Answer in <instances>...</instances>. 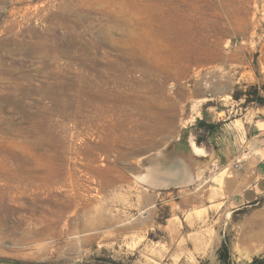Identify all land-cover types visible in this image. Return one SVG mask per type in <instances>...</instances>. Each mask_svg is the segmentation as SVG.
Segmentation results:
<instances>
[{
  "label": "rangeland",
  "instance_id": "1",
  "mask_svg": "<svg viewBox=\"0 0 264 264\" xmlns=\"http://www.w3.org/2000/svg\"><path fill=\"white\" fill-rule=\"evenodd\" d=\"M89 1L91 5L80 3V11L71 15L78 19L76 13L87 12L102 17L99 2ZM122 1L134 7V23L145 46L114 43L98 18L91 28L87 22L62 25L56 17L68 14L63 8L67 0H0V62L23 58L30 70L38 57L16 54L17 43L47 36L51 46L67 49L62 60L73 67L87 66L93 58L96 68L104 70L98 82L108 96L100 125L68 130L61 123L42 125L49 133L36 161L43 174L51 172L52 182L40 186L37 181L15 190L0 186V263L144 264L145 238L129 233L128 222L133 225L147 217L145 193H164L154 177L165 179L176 172L165 162L155 169L148 160L167 156L168 151L174 160L181 141L176 137L186 129L203 137L187 121L194 113L192 85L202 83L201 93L213 94L219 107L239 98L242 105L264 106L257 100V92L264 95V0ZM135 51L142 63L128 65L125 59ZM114 62L115 68L108 67ZM2 92L16 99L1 109L2 115H14L15 126L28 125L41 95ZM38 109L45 118H60L52 109ZM17 149L20 157L32 159L29 151ZM159 211L165 218L169 207L162 205ZM208 223L209 251L200 264H220L224 240L237 264L264 254V195L241 208L214 211Z\"/></svg>",
  "mask_w": 264,
  "mask_h": 264
},
{
  "label": "crops",
  "instance_id": "2",
  "mask_svg": "<svg viewBox=\"0 0 264 264\" xmlns=\"http://www.w3.org/2000/svg\"><path fill=\"white\" fill-rule=\"evenodd\" d=\"M202 85L195 82L190 88L194 113L187 121L203 137L186 129L176 137L181 141L174 160L172 151L148 160L155 169L165 162L176 172L167 176L173 181L154 177L164 193H145L147 217L128 222L129 233L145 238L144 264H200L209 251L211 213L241 208L264 195V106L242 105L239 98L219 107L213 94L201 93ZM165 204L169 214L162 218L159 210Z\"/></svg>",
  "mask_w": 264,
  "mask_h": 264
},
{
  "label": "bare ground",
  "instance_id": "3",
  "mask_svg": "<svg viewBox=\"0 0 264 264\" xmlns=\"http://www.w3.org/2000/svg\"><path fill=\"white\" fill-rule=\"evenodd\" d=\"M97 1L102 6V11L104 12L102 17L87 12H80L76 13L79 17L76 19L71 13L79 10L80 3L84 6L91 5V3L89 0H67V2L63 3V8L68 11V14L57 15V22H61L65 26L69 24L72 27L75 24L80 23L82 25L84 22H87V26L91 28L95 25L94 19L98 18L102 31L107 37L109 36L108 38L113 37L114 43L116 41V44L119 43L126 46L132 43L135 45H146L145 37L137 33L139 26L134 23L135 13L132 5H126L122 0H113L111 5L107 4V0ZM20 9L22 8L20 7ZM28 10L26 9V11ZM10 11L12 10H9V13ZM115 34L119 36H115ZM104 41L100 42L104 43ZM51 43L50 38L47 36H42L36 42L22 41L17 43L16 54L32 55L35 53L37 55L38 58L30 63V70L32 71L29 68L26 69V63L23 61V58L14 57V61L9 64L0 62V69L1 67L6 69V71L0 70V131L1 133L3 132V134H0V180H2L0 186L7 190H15L34 184L37 181H39L40 186L46 184V182H52L51 172L48 171L43 174V168L36 161V156L42 153L40 152L42 150L41 145L45 144L43 139L49 133L42 129V125L46 122L51 125L61 123L64 125L65 130L77 129L81 124H101L103 105L108 100V96L104 92L105 88H102L101 82H98L101 75L104 74V70L96 68V61L93 58L87 63V66L82 68L73 67V63L70 61L62 60L63 55L68 54L67 49L61 46L62 44L60 46L58 44V48L53 47ZM71 43L73 45V41ZM95 45L97 46L98 44ZM129 53L131 55L128 54L130 55L128 58H122V60L125 59V63L130 64L132 61L134 63H142V59H139L137 51ZM117 65L114 62L108 64V67L115 68ZM122 68L124 69V67ZM97 78L98 80L96 81ZM36 79L39 80V82L37 81L38 83L34 82ZM106 82L108 83V80ZM4 90H8V92L23 91L26 94L38 93L41 95V98H38L34 103L35 109H37L31 120L28 119V125L15 126L14 115H2L1 109L7 105H13L14 101H16L15 98L3 94L2 91ZM30 96L33 97V95ZM43 98H47L48 100L45 101ZM38 108L45 110L52 109L53 112L58 113L60 118L58 119L51 115L45 118V115L42 113L43 111ZM70 122L72 123L69 124ZM41 132H43V136H41ZM72 134L74 135L75 133L73 132ZM37 135L40 136L38 137ZM17 148L29 151L32 159L20 157L21 152ZM26 150H24V153Z\"/></svg>",
  "mask_w": 264,
  "mask_h": 264
},
{
  "label": "trees",
  "instance_id": "4",
  "mask_svg": "<svg viewBox=\"0 0 264 264\" xmlns=\"http://www.w3.org/2000/svg\"><path fill=\"white\" fill-rule=\"evenodd\" d=\"M257 94H258L257 100L260 103L264 104V95H260L258 92H257ZM247 100L250 101V99H247ZM219 259L221 261L220 264H237L233 261V259L231 257L230 248H229L226 240L223 241L221 247L219 248ZM241 264H264V254H261L259 256H254L252 258V260L246 261V262L241 263Z\"/></svg>",
  "mask_w": 264,
  "mask_h": 264
}]
</instances>
